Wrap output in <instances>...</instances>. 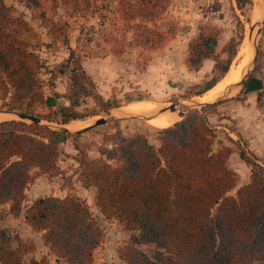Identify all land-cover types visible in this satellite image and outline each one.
Instances as JSON below:
<instances>
[{
  "label": "trees",
  "instance_id": "16d2710c",
  "mask_svg": "<svg viewBox=\"0 0 264 264\" xmlns=\"http://www.w3.org/2000/svg\"><path fill=\"white\" fill-rule=\"evenodd\" d=\"M62 1L74 9H90L98 2ZM112 1L136 38L152 46L161 43L149 25L164 15L171 0ZM235 1L241 11L252 10L254 5L253 0ZM33 5L41 7L38 0ZM30 31L29 23L14 17L5 0H0V102L6 112L36 117L40 123L54 122L36 112H51L58 104H48L42 92L41 72L46 66L23 36ZM242 40L230 45L228 67L205 91L230 71ZM216 46L215 37H200L189 47L187 66L201 67ZM67 74L70 82L62 98L69 105L58 111L64 123L80 119L75 109L85 98L97 97L98 90L72 50L58 70L51 72V86ZM218 103L208 104L204 111ZM40 123L0 122V207L10 204L11 213L23 216L33 231L41 233L44 245L59 261L94 264L104 233L86 201L73 195H48L27 203L33 173L49 179L61 174L57 132ZM157 140L158 147L143 133L126 137L118 129L112 146L100 150L102 158L90 160L83 154L79 161L80 180L85 187L97 189L100 212L127 231L139 232L140 244L146 248L126 244L119 249V258L125 264H264V163L241 148L240 156L251 168L250 181L232 195L237 186V174L228 164L233 150L217 147V135L207 116H187L158 130ZM0 264L50 263L46 258L26 263L21 249L12 246L7 233H0Z\"/></svg>",
  "mask_w": 264,
  "mask_h": 264
},
{
  "label": "rangeland",
  "instance_id": "374dc122",
  "mask_svg": "<svg viewBox=\"0 0 264 264\" xmlns=\"http://www.w3.org/2000/svg\"><path fill=\"white\" fill-rule=\"evenodd\" d=\"M38 1L41 7L34 6V0H5L14 17L24 18L32 27V31L24 32L23 36L37 49L45 62L41 78L42 92L48 104H58L51 112L41 109L36 112L54 119V122L43 120L40 124L57 132L55 140L60 145L58 164L61 174L49 179L33 173L32 182L26 190L27 203L48 195H73L82 198L90 206L104 233L102 243L94 254V264H125L118 254L122 246L132 243L146 250L140 244L139 232L127 231L116 220L105 218L96 205L97 189L85 187L80 180L79 161L83 159V154L90 160L102 158L100 150L112 146V138L118 129L126 137L143 133L158 147L157 131L163 128L152 126L149 121L163 113L177 114L179 120L176 123L187 116H207L218 141L229 143L225 147L232 150L239 148L240 151L244 148L250 157L252 153L245 143L237 139L234 143L229 141V136L235 132V122L227 116L222 117L221 107L218 108L237 94L242 86L239 83L242 76L237 82L227 84V93L215 100H210V90H205L213 79L223 76L232 57L230 45L238 42L241 37L242 43L229 69L238 71L240 68L241 74L250 71L252 75L264 66V0H253L252 10L246 8L243 11L237 9L235 0H171L164 15L149 25L161 42L155 46L146 44L140 36L135 37L127 23L121 20L117 4L112 0H98L90 9L81 6L74 9L73 5H65L62 0ZM257 24H260L254 32L257 62L254 65L251 61L244 68L243 62L254 51L248 36ZM259 28L263 29L260 35L257 34ZM202 36L215 37L217 46L201 67L191 69L186 63L189 47ZM71 50L75 57L82 60L85 71L89 76L91 74L98 90L97 97L85 98L75 109L80 122L72 120L64 123L58 111L62 105L69 103L58 91H63L64 88L67 90L71 75L59 77L51 86V72L57 71L69 58ZM138 103L154 104V109L150 114H144L146 116L122 113L121 109ZM216 103L219 104L217 107H208L204 111L208 104ZM172 105H176L177 112L168 110ZM2 108L0 102V112L5 110ZM180 112L185 113L184 118L180 116ZM10 117L11 115L0 114V121ZM103 118L106 120L103 125L81 131ZM16 119V116L13 117V120ZM25 122L33 123L28 120ZM75 123L84 124L75 127ZM219 125L222 126L221 129L216 128ZM64 128H68V133L63 131ZM234 172L237 174V186L231 192L232 195H236L237 189L245 181L244 174L239 178L238 173ZM249 174L251 175V169ZM0 233H7L12 239V246L21 249L26 263L46 258L50 264H66L59 261L44 245L41 233L33 231L24 222L23 216L15 217L11 213L10 204L0 207Z\"/></svg>",
  "mask_w": 264,
  "mask_h": 264
},
{
  "label": "crops",
  "instance_id": "0c3cea01",
  "mask_svg": "<svg viewBox=\"0 0 264 264\" xmlns=\"http://www.w3.org/2000/svg\"><path fill=\"white\" fill-rule=\"evenodd\" d=\"M239 89L237 94L223 102L218 108L221 107L220 113L222 117L227 116L235 122V132L229 136V141L234 143L237 139L241 143H245L247 149L261 163L264 160V66L260 71L250 74L245 80L244 86H240ZM65 90L66 88L63 91H58V93L63 95ZM0 114L11 115L9 119L1 121L13 120L14 116L10 113ZM72 122H80V120H73ZM216 128L221 129L222 126L219 125ZM218 145L219 147H225L229 143L218 141ZM228 164L231 169L238 173L239 178H242V174L245 175L243 184L250 181L248 171L251 168L242 160L239 148L233 149ZM244 170H246V173H243Z\"/></svg>",
  "mask_w": 264,
  "mask_h": 264
},
{
  "label": "bare ground",
  "instance_id": "6f19581e",
  "mask_svg": "<svg viewBox=\"0 0 264 264\" xmlns=\"http://www.w3.org/2000/svg\"><path fill=\"white\" fill-rule=\"evenodd\" d=\"M250 35V34H249ZM249 37V36H248ZM249 40V39H248ZM245 48V47H244ZM243 53V52H242ZM247 53V52H246ZM250 53V52H249ZM249 55V54H248ZM249 57V56H248ZM246 61V60H245ZM245 64V62H243L242 66ZM241 66V68H242ZM243 69V68H242ZM240 68L238 71H234V70H230L228 72V74L226 75V77H224V79L218 83L217 86H215L212 90L209 91V99L210 100H215L217 97L222 96L223 94L227 93V84H231L232 82H237L240 77L243 75L240 73ZM242 78V77H241ZM241 81V80H240ZM231 86V85H230ZM230 91V90H229ZM167 106V105H165ZM154 104H143V103H138L135 104L134 106H128L126 107V109H121L122 113L123 112H127V113H132V114H140L141 116L144 114H150L152 112V110L154 109ZM163 111V110H162ZM117 114V113H116ZM121 114V113H119ZM180 114V113H179ZM139 115V116H140ZM144 115V116H146ZM149 116V115H148ZM147 116V117H148ZM153 116V115H152ZM151 117V115H150ZM151 119V118H149ZM179 120L177 117V114H171V113H163V115L161 114L160 117L151 119L149 121V123L152 126H155L157 128H166L171 126L172 124H175L176 121ZM88 121V120H87ZM84 123H75L74 126L78 127L80 125H82Z\"/></svg>",
  "mask_w": 264,
  "mask_h": 264
},
{
  "label": "water",
  "instance_id": "95a60500",
  "mask_svg": "<svg viewBox=\"0 0 264 264\" xmlns=\"http://www.w3.org/2000/svg\"><path fill=\"white\" fill-rule=\"evenodd\" d=\"M262 25L264 26V18H263V21H262ZM257 26H260V24L255 25V26L252 28V30H251V32H250V35H249V40H248V41H249V43L253 46L254 51H253L252 53H250V56L247 58V60H246V62H245V64H244V66H243L244 68L248 67V66L250 65V62H251V61H253V64H254V65H255V63L257 62L258 50H257V48L255 47V42H256V40H254V32H255V28H256ZM262 32H263V29H262V28H259L257 34L260 35ZM252 57H253V58H252ZM250 74H251V72H250V71H247L246 73H244V74L242 75L241 81L239 82L240 84H242V86H244L245 80L250 76ZM168 110H170V112H172V113H175V112L178 111L176 105H172L170 108H168ZM164 111H167V110H163V112H164ZM0 113H10V114H12L14 117L16 116L17 119H19V120H22V121H27V120H28V121H31V122H33V123H40V120H39L38 118H36V117H30V116H27V115L22 114V113H13V112H6V111H1ZM180 116L184 118V117H185V113H184V112H180ZM17 119H16V120H17ZM105 122H106V120H105L104 118H103V119H100V120H97V121L95 122V124H93V125H91V126H89V127H87V128H84V129L81 130V131H88V130H90V129H92V128H95V127H98V126L103 125ZM63 131H65V132L68 133L69 130L64 128Z\"/></svg>",
  "mask_w": 264,
  "mask_h": 264
}]
</instances>
